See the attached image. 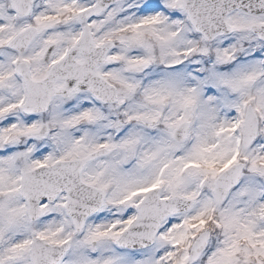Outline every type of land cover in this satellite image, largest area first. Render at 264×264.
I'll use <instances>...</instances> for the list:
<instances>
[{
    "label": "snow or ice",
    "instance_id": "snow-or-ice-1",
    "mask_svg": "<svg viewBox=\"0 0 264 264\" xmlns=\"http://www.w3.org/2000/svg\"><path fill=\"white\" fill-rule=\"evenodd\" d=\"M0 264H264V0H0Z\"/></svg>",
    "mask_w": 264,
    "mask_h": 264
}]
</instances>
